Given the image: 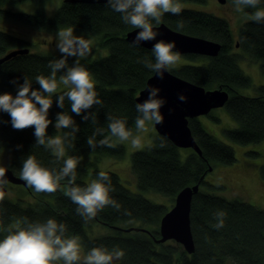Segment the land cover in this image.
<instances>
[{"label":"trees","instance_id":"trees-1","mask_svg":"<svg viewBox=\"0 0 264 264\" xmlns=\"http://www.w3.org/2000/svg\"><path fill=\"white\" fill-rule=\"evenodd\" d=\"M4 1L20 0H0ZM106 4L107 2L63 0L53 16L43 8L32 12L8 9L3 11L14 20L39 27L58 29L70 25L100 34V43L109 48L104 56L93 59L89 55L81 59V64L96 77V91L104 105L102 108H93L97 115L96 125L84 122L80 116L71 113L67 100L64 109L58 108L55 96L53 98V105L49 110L52 123L47 129L48 135L54 137L58 133L54 124L56 114L60 111H68L79 128L75 138L69 137L65 144V158L71 156L78 159L89 153L123 155L125 146L122 143H117L115 148L97 147L93 151L87 146L86 140L92 136L96 127L104 128L105 134H108L106 114L124 119L126 126L133 130L138 115L135 105L138 103L139 90L145 86L148 76L153 74L143 63L137 62L144 58L155 62L151 49L141 45L132 46V42L125 35L131 26L124 24L121 14L114 12ZM259 7H264V0H261ZM163 21L175 29L182 22L184 32L213 38L222 43V49L216 56L184 54L193 61H183L171 70L206 89L221 87L229 92V98L224 105L238 122L236 127L227 130L230 138L239 143H258L264 139V84L256 88L254 95L243 94L237 90L238 86L252 85V79L238 62L241 53L233 51L238 41L242 51L247 52L253 60L261 62L264 73V23H256L251 19L245 21L239 29V39L234 42L228 21L207 11L183 8L179 15L165 13ZM27 46L29 42L24 38L0 30L1 55L12 48ZM60 57L61 55L29 49L28 52L17 53L0 62V94L10 92L15 95L17 85L12 81L22 83L24 76L33 82V88H39L35 77L49 75V62ZM74 60L75 57H69V64ZM60 75L61 73L57 74V79ZM189 125L202 148L201 155L189 148V153L182 160L180 147L157 131L152 142L132 151L131 170L136 175L140 189L154 190L174 199L177 191L184 186L196 182H200L201 186L205 183L204 177L210 171V166H213L212 161L231 163L236 160L234 148L214 137L197 117H190ZM64 132H71V129H61V136ZM100 138L96 137L97 140ZM35 141L34 128L13 129L10 116L0 112V144L9 150L8 166L14 173L20 174L23 160L29 155L34 156L41 166L58 172L62 167V160L57 161L49 149L35 145ZM161 141H164L166 147L159 146ZM259 167L260 177L264 178V163ZM101 170L96 159L86 160L84 164L77 166L76 184L86 186ZM103 171L111 177L115 190L110 192V196L121 205L120 211L106 207L94 219L85 222L76 212L77 205L64 194L70 187L67 178L60 182V188L54 193L36 192L34 188L22 184L27 192L33 194V198L26 202L23 197L13 200L4 195V199L0 201V239L7 235L9 229L25 227V222L43 223L53 218L58 223L65 224L67 238H80L87 252L93 247H103L109 251L113 248L123 250L125 255L117 264H227L229 259L234 264H264L263 208L240 198L228 199L223 195L198 190L191 201L190 212L195 251L188 253L179 242L178 245L172 243H177L174 239L165 242L156 240L160 237V220L170 208L166 203H158L143 194L132 192L116 172ZM6 185L9 186L10 183ZM125 209L131 212L130 216L124 214ZM218 211L226 213L224 227L219 230L213 227L216 223L214 214ZM96 222L112 228L113 231L93 237L88 235L87 228ZM129 226L144 227L148 231H125L118 228Z\"/></svg>","mask_w":264,"mask_h":264},{"label":"clouds","instance_id":"clouds-1","mask_svg":"<svg viewBox=\"0 0 264 264\" xmlns=\"http://www.w3.org/2000/svg\"><path fill=\"white\" fill-rule=\"evenodd\" d=\"M233 3L236 11H242L244 8L255 9L250 19L256 23H264V8L259 7L261 0H233ZM106 6L120 13L124 24L139 30L132 41V46L155 41L151 49L155 62L147 58L138 59L137 62L143 63L158 79L163 80L165 72H170L180 57L179 53L174 51V42L156 39L159 33L154 27L162 24L165 13L181 14L183 5L179 0H107ZM176 28L177 31H183V23H178ZM55 47L61 57L49 62L48 67L51 70L49 75L35 77L39 88H33V82L26 76L22 83L13 80L12 83L17 85V92L15 95L10 92L0 94V112L10 116L13 129L34 128L35 145L44 146L52 152L57 161L62 160V167L57 172L55 169L50 170L41 166L34 156L29 155L23 160L19 178L36 192L44 193L56 192L60 188V182L67 178L70 187L64 194L77 205V214L87 222L106 207L120 211L121 205L110 196V192L115 189L112 187L111 177L103 170L99 171L97 177L86 186L76 184L79 160L71 156L65 158V144L69 137L75 138L79 128L68 111H60L56 114L55 129H71V132H64L63 136H49L47 129L52 123L49 119V110L55 96L58 108L64 109L67 100L71 113L80 116L84 122L96 125L97 115L93 108L96 106L102 108L104 105L98 96L91 74L81 64V59L91 54L92 41L83 35H75L74 28L67 27L57 31ZM69 57H75L72 64L68 62ZM58 73H61L59 81ZM61 84L66 90L58 93ZM145 91L148 93L147 98L135 105L138 113L135 127L138 134L133 135L124 119L106 114L108 134H105L104 128L96 127L92 136L86 140L90 150L94 151L97 147L115 148L117 141L129 140L134 148L143 147L139 133L148 132V122L164 123V116L160 110L165 104V100L158 95L160 91L158 87L149 85ZM178 99L186 101V96L181 93ZM97 136L101 138L97 140ZM159 146L164 148L166 144L161 141ZM6 182V169L0 167V186ZM4 195V192L0 191V201L4 199ZM124 214L130 216L131 212L125 209ZM225 216L224 211L216 212L214 214L216 223L213 227L217 230L223 228ZM25 223V227L9 229L7 235L0 239V264H57L60 261L63 264H117L125 255L120 249L113 248L109 251L103 247H93L82 258L78 238L65 236L64 223H58L53 218L43 223Z\"/></svg>","mask_w":264,"mask_h":264},{"label":"rangeland","instance_id":"rangeland-1","mask_svg":"<svg viewBox=\"0 0 264 264\" xmlns=\"http://www.w3.org/2000/svg\"><path fill=\"white\" fill-rule=\"evenodd\" d=\"M63 0H20V1H4L0 2V30L9 31L19 37L24 38L29 42L30 51L57 54L61 55L56 49L57 31L71 27L70 25L63 26L58 29L39 27L19 20H14L11 16L6 15L3 11H26L32 12L37 8H43L49 15L53 16L57 13ZM183 8H192L203 10L215 14L219 17L225 18L228 21L233 41L238 40L239 29L245 21L250 20L252 13L255 11H236L233 0H227L226 3H220L218 0H181L179 1ZM264 8V7H262ZM74 28L75 35H83L85 38L92 41L91 58H98L108 53L109 48L100 43L101 35L84 31L83 29ZM239 51L241 54L239 64L243 71L252 79L250 86H238L237 90L240 93L254 95L257 92L256 88L264 84V73L261 69V62L254 59L239 46H234L233 51ZM1 55V54H0ZM178 62L173 66L176 67L180 63L193 61L187 58L184 54H179ZM94 83L97 82L96 77L90 73ZM59 81V79H58ZM61 84L57 91L64 90ZM228 108L223 105L212 108L209 114H202L197 118L214 137L231 145L235 150L236 160L231 163L221 161H212L213 168L208 171L204 177L206 181L200 186L203 191L223 195L229 198H240L247 202L264 209V178L260 177V167L264 163V139L257 142L239 143L227 134V130L237 126L238 122L230 115ZM148 132L139 133L142 138L143 147L152 142L156 135L154 122H148ZM133 135H137L136 127L131 130ZM61 130H58L56 135L61 136ZM55 135V136H56ZM115 140V138H113ZM125 146V153L121 156H116L108 153H89L78 158V165H82L86 160H94L96 157L99 168L102 170H112L116 172L123 184L132 192L143 194L152 201L163 203L171 207L175 199L159 193L154 190L140 189L137 184V178L131 170V154L132 151L137 150L131 144V141L119 142ZM142 147V148H143ZM189 147H180L181 158L184 160L189 153ZM66 154V151H65ZM9 150L4 145L0 144V166H8L9 164ZM8 186V185H7ZM6 196L16 200L21 197L30 201L33 198L31 192H27L22 184L10 183L7 189ZM130 227V226H129ZM113 230L106 225L99 222L87 228V234L90 236H97L105 233H111ZM80 255L83 258L87 255L80 238ZM172 242V241H171ZM177 244L176 242H172ZM177 264V263H176ZM227 264H234L233 260L229 259Z\"/></svg>","mask_w":264,"mask_h":264},{"label":"water","instance_id":"water-1","mask_svg":"<svg viewBox=\"0 0 264 264\" xmlns=\"http://www.w3.org/2000/svg\"><path fill=\"white\" fill-rule=\"evenodd\" d=\"M65 2H107V0H64ZM225 3L227 0H218ZM154 30L159 33L157 40L166 42H174V51L179 54H201L208 56H216L222 49V43L216 39L205 36L194 35L184 31H177L164 21L161 25L155 26ZM139 30L130 29L126 32V39L133 41L136 32ZM155 41L142 43L141 46L152 49ZM236 46H239L237 41ZM28 47L14 48L6 51L0 56V62L10 59L17 53L28 52ZM155 86L160 89L159 97L165 100V104L161 108V114L164 116L163 124H155L154 126L159 134L168 137L174 144L179 147H189L198 154H202L197 139L193 135L189 125L190 117H197L202 114H207L212 108L223 106L228 98L229 92L221 87L214 89H206L204 86L190 81L172 70L165 72L163 80L158 79L153 73L148 76L146 84L139 90L137 96L138 102H143L148 93L145 91L147 86ZM183 93L186 96V101L178 99L179 94ZM6 169V183L27 184L19 178V175L14 173L9 166H0ZM210 166V170H212ZM6 183L0 186V191L7 193ZM200 190V182L184 186L175 196L174 204L164 213L160 220L159 232L160 237L156 238L158 242H165L169 239H174L179 242L188 253L195 251V240L191 227V205L194 194ZM125 231L144 230L148 229L139 226L118 227Z\"/></svg>","mask_w":264,"mask_h":264},{"label":"crops","instance_id":"crops-1","mask_svg":"<svg viewBox=\"0 0 264 264\" xmlns=\"http://www.w3.org/2000/svg\"><path fill=\"white\" fill-rule=\"evenodd\" d=\"M27 47L29 48V46H27ZM17 48H19V47H17ZM12 49H14V48H12ZM29 49H30V48H29ZM10 50H11V49H10ZM8 51H9V50H8ZM5 53H6V52H5ZM5 53H4V54H5Z\"/></svg>","mask_w":264,"mask_h":264},{"label":"flooded vegetation","instance_id":"flooded-vegetation-1","mask_svg":"<svg viewBox=\"0 0 264 264\" xmlns=\"http://www.w3.org/2000/svg\"><path fill=\"white\" fill-rule=\"evenodd\" d=\"M215 1H217V0H215ZM226 2H227V1H226ZM226 2H225V3H226ZM220 3H221V2H220ZM233 40H234V39H233ZM236 43H237V42H236ZM203 56H208V55H203Z\"/></svg>","mask_w":264,"mask_h":264},{"label":"bare ground","instance_id":"bare-ground-1","mask_svg":"<svg viewBox=\"0 0 264 264\" xmlns=\"http://www.w3.org/2000/svg\"><path fill=\"white\" fill-rule=\"evenodd\" d=\"M94 159H97V158L95 157ZM180 190H181V189H180ZM180 190H179V191H180ZM177 193H178V191H177ZM175 196H176V194H175ZM174 199H175V198H174Z\"/></svg>","mask_w":264,"mask_h":264}]
</instances>
